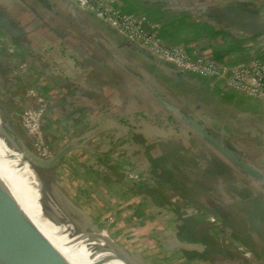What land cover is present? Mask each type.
Returning <instances> with one entry per match:
<instances>
[{
    "label": "rangeland",
    "instance_id": "1",
    "mask_svg": "<svg viewBox=\"0 0 264 264\" xmlns=\"http://www.w3.org/2000/svg\"><path fill=\"white\" fill-rule=\"evenodd\" d=\"M204 2L227 5L242 3L246 8L264 7V0H199V3ZM0 4L5 8L12 7L15 11L14 23L24 28L26 36L32 39L29 48L39 55L37 58H40V63L44 61L41 57L44 52L43 42L48 39L52 41L71 33L73 41L81 44L91 42V37H84L79 32L82 27L77 24L74 29L68 26L69 33L63 27H58L53 18H50L48 24L37 25L39 15L32 14L16 0H0ZM115 4L116 1L109 4L114 11L134 14L136 18L148 21L153 28L151 31L167 46L186 47L193 53L198 47L211 48L213 44L218 55L232 52L230 57L233 60L223 62L232 68H237V63L241 60L248 59V54L244 53L251 46V51H254L252 55L258 58H251L250 62L259 60L264 63V34L243 49V43L230 40L229 36L222 35L217 29L216 33L203 31L205 24L184 18L171 20L152 8L151 13L140 9L133 10L134 12L126 11L117 8ZM62 14L64 12H57L58 16ZM163 27L167 32H163ZM92 28L93 26L89 25L87 29L83 27V30L94 31L93 35H97L96 30L106 34L110 32L99 25ZM170 29H173L171 33ZM33 39L38 40L36 42ZM186 42H192L196 46L189 48L184 44ZM198 49V55L204 56ZM93 52L107 62L118 80L117 84L112 85L94 72L86 70L88 79L83 82L82 87L85 94L89 93V97L76 95L73 89L67 91L64 98L55 100L54 96L51 99L49 94H45V90H40L37 86L38 78L32 74L30 62L38 59L32 54H18L12 46L0 42V122L8 126L30 153L43 160L54 155L62 147L74 145L72 152L50 168H31L25 159L18 157L23 172L30 178L31 186L41 194V204L45 210H41L39 214L42 231L66 242L74 241L78 249L86 255H98L102 253L101 250L108 249L115 256L122 255L132 264H264L263 215L250 211L248 206L252 204L249 199L243 202L241 199H229L227 203L230 204L237 221L255 216L251 220L253 226H256L252 227V233L256 234V239L253 237L254 250L251 248L253 239L250 235L244 236L250 247L233 240L224 224H218L214 218L201 214L200 209L198 213L194 207L188 205L190 201L181 197L186 193L184 188L180 191L177 188L174 190L168 186L169 179L164 181L159 177L161 174L163 177L166 174L176 175L179 172L176 167L186 177L180 175L182 182L191 176L195 177L196 172L193 170H198H187L184 165L187 167L194 161L197 162L195 165L200 166L209 161L208 157L202 154L201 143L194 139L187 142L184 148L186 152L184 149L183 152L190 158L183 157V165L178 158L179 146L166 142L150 146L147 152H144L146 150L143 138L135 136L126 123L122 122L125 107L134 101V98L139 99L140 107L151 110L152 122H156L153 115H161V118L165 116L145 87L137 89V82L145 77L141 72L142 68L138 70L134 65L138 56L133 53L125 56L126 64L135 67V73L129 74L113 60L106 58L102 51L97 49ZM209 57L214 58L210 54ZM112 99L113 103L114 100L117 103L113 105ZM241 116L244 120L247 119L245 122L249 124L244 128L235 129L234 134L226 135V138L242 155L264 171V119L259 116L250 120L247 113ZM0 140L3 142H0V147L4 149V154L11 152L16 156L15 143L4 137L2 130ZM138 148L143 150L147 159ZM159 150L162 152V157L158 159L161 168L156 172L153 170L152 175L162 180V183L149 179L146 175H151L150 167H147L148 161H152L150 154ZM213 161L211 160V164ZM216 167L217 165L213 167L215 171ZM5 182L7 183L0 175V184L8 187ZM134 183L145 187L142 190H134ZM118 187L126 188L127 191L131 188L132 191L143 195L140 201L146 200L150 207L146 209L145 204H142L146 210L142 213L141 203L136 199H129L128 194L127 199L121 202L120 198L118 199ZM248 189L251 191L249 194L254 193ZM260 202L255 206L257 211L264 207ZM261 216L262 220H258ZM51 217L60 221L69 237L63 239L65 236L61 233H65L62 230L60 232L48 221L47 218ZM77 219L85 226L79 225ZM178 235L187 241H179Z\"/></svg>",
    "mask_w": 264,
    "mask_h": 264
},
{
    "label": "water",
    "instance_id": "2",
    "mask_svg": "<svg viewBox=\"0 0 264 264\" xmlns=\"http://www.w3.org/2000/svg\"><path fill=\"white\" fill-rule=\"evenodd\" d=\"M16 1L32 14L39 15L37 25L48 24L50 18H53V22L58 24V27L61 26L66 29L68 33L70 32L68 26L74 29L75 24H77L82 27L79 32L84 37H91L90 39L87 38L91 41L89 44L73 41L74 38H71V33L66 36L62 35L59 39L52 41L49 39L43 40L44 42L41 41L44 50L41 57L45 62L40 63V58H37L39 55L33 53L29 48L32 39L26 36L24 28L14 23L15 11L12 10V7L5 8L0 4V32L2 33L0 42L12 46L15 51H21L27 56L32 54L36 57V60L38 59L30 62L32 74L38 78L37 86L40 87V90H45L44 92L49 94V98L52 99L53 96L55 100L64 98L67 91H73V89L74 94H83L89 97V93L85 94L84 87H82L83 82L88 79L86 70L94 72L102 80L110 82L112 85L117 84L118 80L113 70L105 60L96 56L93 50L102 51L106 58L113 60L118 67L129 74L135 73V67L133 66V69L131 65L126 64L125 56L133 53L138 56L137 61H135L137 63L134 65L138 70L142 68L141 72L145 76L137 82V89L140 90L141 87H145L165 113L163 118L158 114L153 115V118L156 119L154 123L151 119V110L140 107L138 104L140 103L139 99L134 98V101L125 107V114L121 120L134 132L135 136L143 138L145 141L144 147L166 144V142L186 145L189 140H197L229 168L238 173V176L245 178L247 188L264 196V171L242 155L239 149L226 138V135L234 134L235 129L244 128L249 124L248 122L246 124L247 119L244 120L241 115L247 113L250 120L259 116L264 119V106L262 105L264 99L252 97L225 87L216 76H201L165 61L141 42L124 34L116 26L91 10L82 7L74 0ZM115 1L113 0V3ZM174 1H168V5L174 10L194 14L203 21L213 20L219 29H223L222 31L230 33L235 38L254 37V40L256 38L258 40V37L264 34V7L257 9V7L246 8L242 3L227 5L216 2L199 3V0H186L183 8L176 9L178 6L174 4ZM35 11L40 13L38 14ZM58 11L60 13L64 12V14L58 16ZM89 25L93 26L92 29L99 25L105 30L109 29L110 32L106 34V32L103 33L95 29L97 35H93L94 31L83 30V27L87 29ZM14 40L20 43L22 47L17 45ZM37 40L33 39L36 42ZM104 40L105 42H103ZM253 52L250 48L248 59L258 58V56L252 55ZM214 59L218 61L216 58ZM41 64H43V67H41ZM205 81L217 83L220 92L214 89L212 91L204 86L206 85ZM114 102L112 99L113 105L117 103L116 100ZM0 130H2L4 137L15 143L14 150L25 159V162L31 168L34 166L39 168L53 167L74 149V145H67L56 151L48 159L43 160L30 153L22 142L12 134L8 126L2 122H0ZM138 151L143 153L140 148H138ZM5 156L6 159L10 158L13 161L17 159L11 152ZM18 168L22 169L21 166ZM26 177L29 179L27 175ZM6 184L12 190L0 184V195H5L10 200L18 203L13 193V186L8 181ZM12 185L18 191L21 190L15 183ZM34 189L38 191L36 188ZM215 194L212 193V195ZM38 196L41 197V194L38 193ZM208 198L202 203L205 202L204 204L208 209L213 210L219 216L218 219L227 220L232 227H235L232 223L233 219L224 210L220 200H215L212 196ZM47 219L59 230L57 224L50 218ZM79 220H76L78 224L85 226ZM248 227H250V224ZM61 234L65 236V234ZM251 236L256 239L255 233H252ZM70 243L71 248L79 250L74 241H70ZM101 252L99 254L110 262L118 260L120 264H132L122 255L115 256L108 249L101 250ZM96 256L63 251L34 223L25 211L20 210L19 213L15 214L0 206V264H100L97 262Z\"/></svg>",
    "mask_w": 264,
    "mask_h": 264
},
{
    "label": "built area",
    "instance_id": "3",
    "mask_svg": "<svg viewBox=\"0 0 264 264\" xmlns=\"http://www.w3.org/2000/svg\"><path fill=\"white\" fill-rule=\"evenodd\" d=\"M82 7L101 16L121 32L141 42L156 55L179 68L201 76L218 77L223 86L264 99V63L252 61L232 68L214 58L189 52L186 47H170L162 43L148 21L140 20L134 14L114 11L109 6L113 0H74ZM151 28V29H150Z\"/></svg>",
    "mask_w": 264,
    "mask_h": 264
},
{
    "label": "crops",
    "instance_id": "4",
    "mask_svg": "<svg viewBox=\"0 0 264 264\" xmlns=\"http://www.w3.org/2000/svg\"><path fill=\"white\" fill-rule=\"evenodd\" d=\"M164 1H168V0H164ZM184 2H186V0H175L174 4L176 6H178V8H176V9L183 8L184 7ZM115 5H116L117 8H120V9L126 10V11H130V10L131 11H133V10L137 11L138 9L143 10V11H145V10L146 11H150L151 8H152V9H154L156 11H159V13L161 15H164L166 17L168 16L171 20L184 18V19H187V20L196 21V22H198V24H201V25L205 24L206 26L203 29V31L211 33V32H214L217 29L218 31H220V33H222V35L229 36L230 40H236L237 43H243V49H245L251 42H253V41H243L242 39L235 38L233 35H231L230 33L226 32V31L220 30L217 27V25L215 24V22H213V20H209L208 19V20H204L203 21L201 18H197L194 14L187 13V12H184V11H181V10H174L173 8H172L173 10L172 9H168L167 10L165 6H163V5L162 6H158L157 4H155V0H116V4ZM155 5H156V7H154ZM156 8H158V9H156ZM150 13H151V11H150ZM172 30L173 29H170L169 33H171ZM164 31L167 32L166 28L163 27V32ZM216 32L217 31H215V33ZM1 35H2V33L0 32V37H1ZM174 36L176 38L178 37L177 34H174ZM186 43H184V44L187 45V46H194V47L196 46L192 42H186ZM171 45H176V44H171ZM213 46L214 45L212 44L211 48H208V47H198V48H201V49L205 50L208 54H210V56L216 58L220 62H226L227 60H231L232 59L230 57L232 52L231 53H223V54L218 55L217 51L215 50V48ZM249 49H250V47L247 49V51ZM247 51L244 54H246ZM204 83L206 84L204 86L210 88L211 90L214 89L217 92H220L217 83H213L212 81H205ZM214 90H212V91H214ZM176 145L180 147L179 151H178L179 152L178 153L179 157L178 156L177 157L180 159L181 164L184 165L183 157H186L188 159L190 158V157H187V155H184V152H186V150L184 148L186 147L187 144L186 145L176 144ZM202 147H203L202 154L204 153L208 157L209 161H207V163L205 165H200V166L195 165L197 162H194V161L190 162L187 165V167L184 165V167L187 170H190V169L191 170H193V169H197L198 170V172L196 170H193V171L196 172L195 177L191 176L188 179L197 180L199 182L200 186L197 185L198 188L195 189V188H189V187L187 188L183 184V187L188 189L187 193L189 195H193V199H195V200H201L202 199L201 200V202H202V201H204V199L205 200L209 199L208 197H210V196H212V198L215 199V200H220V202L223 205L224 209H227L228 212L232 213V215H233L234 213L231 210V206H230V204L227 203V201H229V199H235V200L236 199H241L242 202L244 201L243 198H242L243 192H244L243 189L247 188L245 186V184H243V183H245V181H244L245 178L238 176V173L234 172L230 168L233 171V174L236 177V179H235L236 185L234 187H232V188L228 187V185H227L228 181L225 178H223L222 176H218V175L214 178L213 182L210 183L208 178H207V176H211L212 174L216 173V171H215V169L213 167L218 165L219 162H221L224 165H226V164L223 163L213 153L208 151L204 145H202ZM183 149H184V152H183ZM211 160H214L212 162V164H211ZM176 168H178V167H176ZM179 175L183 176L182 173L180 172V170H179ZM183 177H185V176H183ZM201 178H202V181H201ZM201 183L203 184V187L201 186ZM181 184H179V187H182ZM199 191L203 192V194L205 195L206 198H200L199 195H198ZM212 193H216V194L212 195ZM254 197H256V198H255V200H251L252 206H248L249 209L257 208L255 206L257 204H259V202H260V199L258 197H260V198H262V200H264V196L262 194H260V193L256 194L254 192ZM133 199H136L138 201V203H139L138 198L134 197ZM204 203H203V205L206 208H208ZM188 205H190L192 207L195 206V205L190 204V203ZM253 205H254V207H253Z\"/></svg>",
    "mask_w": 264,
    "mask_h": 264
},
{
    "label": "bare ground",
    "instance_id": "5",
    "mask_svg": "<svg viewBox=\"0 0 264 264\" xmlns=\"http://www.w3.org/2000/svg\"><path fill=\"white\" fill-rule=\"evenodd\" d=\"M17 88V87H16ZM7 117V116H6ZM1 142V141H0ZM1 144H3V142H1ZM5 146V145H4ZM16 146V145H15ZM126 148V147H125ZM6 149V147H5ZM4 149H2L0 147V175L2 178H4L6 181H8L11 186H13V193L14 196L17 198L18 203L14 202L13 200H10L8 197H6L5 195H0V206L5 207L6 209L12 211L13 213L17 214L19 213L20 210H23L27 213V215L34 221V223L41 229H42V222H41V218L39 216L40 211L42 210L43 212H45V210L42 208V204H41V199L38 196V191H36L34 189V187L31 186L30 183V178L28 179L26 177V175L28 176V174H25L23 172V169H17L18 167L21 166V160L20 158H22V156L20 154H16L17 159L16 160H11L6 159V154H4ZM7 153V152H6ZM117 153V152H116ZM5 156V157H4ZM18 157H20L18 159ZM20 160V162L18 161ZM80 161V160H79ZM87 162V161H86ZM35 167V166H34ZM56 167V166H55ZM36 168V167H35ZM146 168V167H145ZM42 169V168H41ZM38 171V170H37ZM39 172V171H38ZM40 173V172H39ZM29 177V176H28ZM44 177V176H43ZM25 178V179H24ZM27 178V179H26ZM46 180V179H45ZM12 182V183H11ZM47 182V181H46ZM16 184L17 186H19V188L23 191L20 192L18 191L14 185L12 184ZM52 184V183H50ZM100 184V183H99ZM103 185V184H102ZM54 187V186H53ZM135 190V189H134ZM137 197V196H136ZM140 199V198H139ZM144 202V201H143ZM142 202V203H143ZM55 224H57L59 227V230L62 232H64L66 235L64 238H67L69 236H67V232L64 229V227H62L60 221H58L56 218L51 217L50 218ZM144 221V220H143ZM146 222V221H145ZM147 224V223H146ZM151 224V223H150ZM48 227L51 228V226L48 224ZM152 229V228H151ZM50 231V229H48ZM47 230V231H48ZM146 230V229H143ZM148 230V229H147ZM45 233V231H43ZM53 242H55L58 246H60L63 251L70 253V252H75L79 255H86L84 254L81 250H75L76 248H71L70 247V242H66L64 240H62L59 237L53 236L51 234L45 233ZM69 235V234H68ZM63 238V239H64ZM68 244V245H67ZM207 249V248H206ZM96 260L98 263L100 264H120L118 262V260H115V262H110L108 261L107 258H105L103 255L98 254L96 256ZM118 262V263H116Z\"/></svg>",
    "mask_w": 264,
    "mask_h": 264
},
{
    "label": "trees",
    "instance_id": "6",
    "mask_svg": "<svg viewBox=\"0 0 264 264\" xmlns=\"http://www.w3.org/2000/svg\"><path fill=\"white\" fill-rule=\"evenodd\" d=\"M169 1V0H168ZM168 1H164V0H155V4H158V5H163V6H165L166 7V9L168 10V9H172V7H170L169 5H168ZM257 9H259V7H257ZM260 9H262L261 7H260ZM173 10V9H172ZM188 13V12H187ZM190 16V15H189ZM220 30H223V29H220ZM243 41H252V40H254V37H251V38H246V39H242ZM14 42L17 44V45H19L20 47H22V45L20 44V43H18L17 41H15L14 40ZM18 54H21V51L19 52V51H16ZM23 54V53H22ZM150 147V146H149ZM149 147H144V150H146V151H144V152H147V150H148V148ZM153 147V146H152ZM161 154H162V152H160V151H157V153H155V154H150V158L153 160V168H156V171L158 170V169H160L161 168V164H160V162H159V160L158 159H160V157H162L161 156ZM108 158H110L109 157V155H108ZM147 159V158H146ZM148 161V160H147ZM122 167V166H121ZM177 170L176 171H179V169L178 168H176ZM216 171H217V173H219V172H224V173H226V175H223V174H218V176H225V179L228 181V183H227V185H228V187H234L235 185H236V182H235V175L233 174V171L228 167V166H226V165H224V164H222L221 162H219L218 163V165H217V167H216ZM89 173V172H88ZM90 174V173H89ZM91 175V174H90ZM171 174H166V176L165 177H163L164 175H160L159 177H161V179H163V180H166V179H170V178H173L176 182H180V184L181 183H184V185L185 186H187V185H189L191 188H195L196 187V185H197V183H195V181L193 180H191V181H189V180H184V182H182L181 181V177H180V175H179V172H177L176 173V175H171ZM226 176H228V177H226ZM149 177V176H148ZM149 179H153V178H151V176L149 177ZM157 180V179H156ZM158 181V180H157ZM103 182V184H107L108 185V183H106V182H104V181H102ZM158 182H160V183H162L163 181L161 180V181H158ZM135 188H137L138 190H142V189H144V185H138V184H135L134 183V185H133ZM168 186H170V185H168ZM182 187H183V185H182ZM185 188V187H184ZM243 191H250L248 188H244V190ZM251 192V191H250ZM134 193L135 192H132V190H131V188L129 189V191H127V189L125 188V189H119V187H118V192H117V194H118V199L120 198V201L122 202L123 200H126L127 199V194L128 195H130V198L129 199H133L134 197H136V196H134ZM136 194H138V193H136ZM142 197H144L143 195H141V194H139V195H137V197L136 198H138V200H139V203H141V209H143V205H144V207L146 208V209H148L150 206L149 205H147V203H146V200H144V198H143V200H144V202L142 203V201H140V199L142 198ZM140 198V199H139ZM186 198H189L188 199V201H190V202H194V203H197L199 206H200V208H202V211L205 213V214H207V213H212V214H214L215 216H217L216 215V213L213 211V210H210V209H208V208H206L204 205H203V203L200 201V200H195V199H193V195H186ZM122 199V200H121ZM143 204V205H142ZM149 204V203H148ZM139 208V207H138ZM140 209V208H139ZM141 211V210H140ZM145 211L146 210H144L143 209V211H141L142 213H145ZM250 211L251 212H255V210L254 209H250ZM257 212H260V214L261 215H263V220H264V207L262 208V210H260L259 209V211H257ZM260 216V215H259ZM217 217H219V216H217ZM255 218V216L253 217V218H250V219H247V220H243V221H237V220H234V226H236V223H238V224H240L241 226L242 225H249L250 224V227H232L231 226V224H229V222L227 221V220H223L224 221V223L226 224V227L228 228V232L230 233V236L231 237H234L235 239L237 238V239H243V240H245L244 239V236H246V235H250L251 236V232H253V230H252V227H253V223L251 222V220L252 219H254ZM258 220H262V216H261V218H258ZM233 223V222H232ZM233 225V224H232ZM254 227H256V226H254ZM180 230V229H179ZM178 240L179 241H187V239H184V238H182L181 237V235H178ZM251 238L253 239V237L251 236ZM246 241V240H245ZM189 242H191V241H189ZM192 243V242H191ZM255 241H254V239H253V242H252V244H253V246L251 247L253 250L255 249ZM251 244V245H252Z\"/></svg>",
    "mask_w": 264,
    "mask_h": 264
},
{
    "label": "flooded vegetation",
    "instance_id": "7",
    "mask_svg": "<svg viewBox=\"0 0 264 264\" xmlns=\"http://www.w3.org/2000/svg\"><path fill=\"white\" fill-rule=\"evenodd\" d=\"M197 18H200V17H197ZM257 39V38H256ZM259 39V38H258ZM253 42L255 41V40H252ZM171 47H176V46H171ZM249 47V46H248ZM189 48H194V46H189ZM250 48H251V46H250ZM196 49H198V48H196ZM196 49H195V51H196ZM194 50V49H193ZM198 50H200V49H198ZM200 53L202 54V55H204L205 57H209V54L205 51V50H200ZM246 54H249V50L247 51V53ZM250 60L251 59H247V60H241L240 62H238L237 63V65L238 66H241V65H243V64H247L248 62H250ZM228 66H230V65H228ZM140 153L141 154H143V156L146 158V156H145V153H142L141 151H140ZM152 160V159H151ZM149 162V164L147 165V167L149 166L150 167V173H151V175L150 174H146L147 176H151V178H153V179H157L158 181H161L160 179H158V178H155V177H153V175H152V171L154 170V172H156V168H153V160L151 161L152 162V164H151V162L150 161H148ZM123 167V166H122ZM139 168V167H138ZM218 174H223V175H226V173H224V172H219V173H217V171H216V173H214V174H212L211 176H207V178H208V180H209V182L211 183V182H213V180H214V178L218 175ZM93 175V174H92ZM93 176H95V175H93ZM223 178H225V176H222ZM236 179V178H235ZM169 180H173L172 182H169ZM168 180V184L170 185V187L171 188H174V190H177L178 189V191H180V189L181 188H184V187H179V184H180V182H176L174 179H172V178H170ZM189 181H191L192 179H188ZM194 181H195V183H197V185H199V182L197 181V180H195V179H193ZM192 180V181H193ZM165 181V180H164ZM201 181H202V178H201ZM245 181V180H244ZM187 184V183H186ZM185 184V185H186ZM176 185V186H175ZM197 185H196V187H195V189H197L198 187H197ZM151 186V185H150ZM178 186V187H177ZM200 186V185H199ZM201 186L203 187V184L201 183ZM187 188L189 187V188H191L189 185H187L186 186ZM177 188V189H176ZM129 189V188H128ZM135 190H138L137 188H135ZM186 193H184L183 194V199L185 200V201H187L189 198H186V195H189L188 193H187V190L188 189H186V188H184L183 189ZM132 192H134V191H132ZM207 192V191H206ZM250 192V191H249ZM249 192L248 191H244L243 192V196H242V198H243V200H246V199H249L250 201L251 200H255V198L256 197H254V193H250L249 194ZM137 195H139V193L138 194H136V192L134 193V196H137ZM198 195H199V197L200 198H206L205 197V195L203 194V192H201V191H199L198 192ZM260 200H261V202L264 204V200H262V198H260V197H258ZM202 200V199H201ZM200 200V201H201ZM205 200V199H204ZM190 203H192V202H190ZM194 203V202H193ZM193 205H195L194 206V208H195V210H197V212L198 213H200L199 211H198V209H200L201 210V214H204L205 216H210V217H213L214 218V221H217V220H219V221H217V223L218 224H224V227H226V224L224 223V221H223V219L221 220V219H218L217 218V216H215L214 214H212V213H207V214H205L203 211H202V208H200V206L197 204V203H194ZM254 206V205H253ZM263 208V207H262ZM262 208L260 209V210H262ZM257 208H255L254 210H255V212H257V210H256ZM223 210V209H222ZM224 210H226L227 212H228V210L227 209H224ZM259 210V209H258ZM255 212H253V213H255ZM228 214L230 215V217L232 218V219H234V220H236L235 219V217L232 215V213H230V212H228ZM234 220H232L233 221V223H234ZM235 225V224H234ZM236 226L237 227H248V225H240V224H238V223H236ZM235 226V227H236ZM254 227V226H253ZM253 230V229H252ZM232 239L233 240H236V241H238V242H240L243 246H247V247H250V245L245 241V240H243V239H235L234 237H232Z\"/></svg>",
    "mask_w": 264,
    "mask_h": 264
}]
</instances>
